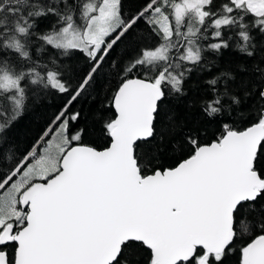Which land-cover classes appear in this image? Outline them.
I'll return each instance as SVG.
<instances>
[{
    "label": "snow or ice",
    "instance_id": "1",
    "mask_svg": "<svg viewBox=\"0 0 264 264\" xmlns=\"http://www.w3.org/2000/svg\"><path fill=\"white\" fill-rule=\"evenodd\" d=\"M234 254L264 264V0H0V264Z\"/></svg>",
    "mask_w": 264,
    "mask_h": 264
},
{
    "label": "trees",
    "instance_id": "2",
    "mask_svg": "<svg viewBox=\"0 0 264 264\" xmlns=\"http://www.w3.org/2000/svg\"><path fill=\"white\" fill-rule=\"evenodd\" d=\"M139 0H126V7L135 8L138 5ZM122 51V47H118L115 56ZM237 54L233 52H225L223 59L225 61L236 59ZM62 97L51 95L44 103L36 110L27 113L20 121V123L12 129L10 133H6L12 138L17 139L21 147L30 142V140L36 135L39 128L42 126L47 116L51 115L61 104ZM254 103V101L250 102ZM101 104H107V101L97 98L92 100L91 98H82L77 102L75 108H78L82 112V118L80 120V126H86L89 129V135L85 138L86 141H92L96 145H103L108 142L106 135H102L100 132V125L96 123V116ZM182 111V109H181ZM109 111L106 115H111ZM238 254H234L231 264H236Z\"/></svg>",
    "mask_w": 264,
    "mask_h": 264
}]
</instances>
